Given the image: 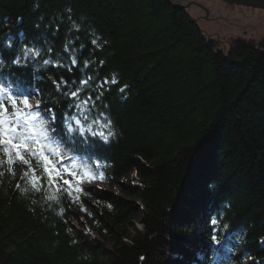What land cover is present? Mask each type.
I'll return each instance as SVG.
<instances>
[{
  "label": "trees",
  "instance_id": "trees-1",
  "mask_svg": "<svg viewBox=\"0 0 264 264\" xmlns=\"http://www.w3.org/2000/svg\"><path fill=\"white\" fill-rule=\"evenodd\" d=\"M69 39L71 71L10 64L25 45L68 64ZM0 56L33 103L64 100L50 77L63 92L92 76L94 99L118 81L97 101L116 134L88 146L106 179L78 202H46L22 162L0 166V264H264V44L224 51L170 0H0Z\"/></svg>",
  "mask_w": 264,
  "mask_h": 264
},
{
  "label": "snow or ice",
  "instance_id": "snow-or-ice-1",
  "mask_svg": "<svg viewBox=\"0 0 264 264\" xmlns=\"http://www.w3.org/2000/svg\"><path fill=\"white\" fill-rule=\"evenodd\" d=\"M72 29L79 31V25L73 24ZM74 40L65 42L63 52L68 54L70 63L62 62L61 56L52 59V47L48 49V57L40 60L43 54L42 47L25 45L18 55L11 61V65L18 67H33L37 70L47 68H67L71 71L77 63L79 50L72 47ZM93 45L98 46V41L93 39ZM7 48L13 47L12 38H8ZM101 64L104 61H100ZM9 64L0 56V166L7 163L8 171L14 175L11 167L16 162L26 166L21 179L35 192L42 194L46 202L60 205L67 198L69 203L79 201V197L86 190L84 184L94 183L96 180L106 179L105 172L101 169L107 165L99 159L93 158L89 151L90 141L99 139L104 143L115 136L112 120L106 113L97 111V101L101 99V89L109 83H118L115 76L109 81L107 78L100 81L93 91L98 92L95 99L92 91L82 95L94 79L86 76L79 81V86L74 90L61 91L68 88V81L63 77L59 81L52 79L56 93L64 97L58 100L55 97L45 101L33 99L40 94V90L17 82L9 71L4 72ZM90 67L88 60L84 61V68ZM34 79L41 77L35 74ZM73 84H76L73 81ZM126 87V86H125ZM121 92L125 88L120 89ZM67 101V107L60 110L61 104ZM51 105V106H49ZM59 118V123H58ZM32 161H35L33 167ZM2 175V173H0ZM17 184V188H20ZM27 191L28 189H22ZM90 191V190H88ZM86 211V209H83ZM214 243L220 241L215 235L219 221L212 219ZM227 229L228 225L225 224Z\"/></svg>",
  "mask_w": 264,
  "mask_h": 264
},
{
  "label": "rangeland",
  "instance_id": "rangeland-1",
  "mask_svg": "<svg viewBox=\"0 0 264 264\" xmlns=\"http://www.w3.org/2000/svg\"><path fill=\"white\" fill-rule=\"evenodd\" d=\"M170 1L184 7L204 33L224 51L238 38L264 44V9L231 5L222 0ZM21 169L19 166L18 172ZM107 190L118 193L116 188ZM136 226L141 227L139 223Z\"/></svg>",
  "mask_w": 264,
  "mask_h": 264
},
{
  "label": "water",
  "instance_id": "water-1",
  "mask_svg": "<svg viewBox=\"0 0 264 264\" xmlns=\"http://www.w3.org/2000/svg\"><path fill=\"white\" fill-rule=\"evenodd\" d=\"M231 5H241L264 9V0H222Z\"/></svg>",
  "mask_w": 264,
  "mask_h": 264
}]
</instances>
